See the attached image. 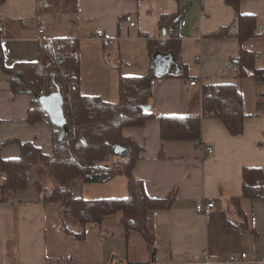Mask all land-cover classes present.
Returning <instances> with one entry per match:
<instances>
[{
	"label": "crops",
	"instance_id": "crops-1",
	"mask_svg": "<svg viewBox=\"0 0 264 264\" xmlns=\"http://www.w3.org/2000/svg\"><path fill=\"white\" fill-rule=\"evenodd\" d=\"M48 1L4 0L0 5V21L7 29L1 41L7 67L38 60L40 43L34 36L45 25L44 39L77 41L82 93L117 103L120 77L144 76L153 66L148 41L165 40L167 29L161 18L182 13L176 27L182 45L180 74L154 80L157 116L202 115L203 88L232 84L243 94L248 118L240 136H232L219 119L204 118L201 144L213 148L211 155L193 142H163L158 119L124 129V138L143 149L133 174L143 180L147 194L154 199L174 195L169 209L150 216L155 255L141 236H124L121 213L106 217L102 225L89 224L86 240H73L62 231L59 204H43L31 187L13 197L12 203H0V264H66L68 259L72 264H228L232 256L242 253L249 261L233 264H264V203L243 195V169L264 171V81L241 78L240 70L233 71L234 65L239 67L235 60L241 49L256 53V68L264 69V0H241L242 14L254 15L258 22V36L244 44L232 32L224 38L213 37L234 23V9L225 0H66L72 9L67 5L55 15L40 12ZM98 30L115 43L96 38ZM170 72L175 73L176 67ZM194 80L197 86L190 84ZM33 100L31 94L15 96L11 78L0 69L2 159L20 157L16 141L31 142L47 155L53 153V126L45 120L28 122ZM125 154L128 158V148ZM118 160L114 157L108 164ZM36 179V166H32L30 184ZM2 181L0 172V185ZM72 193L90 201L125 198L128 179L77 182ZM209 200L216 209L208 216L198 214L197 205ZM238 205L254 233L237 228L242 221ZM103 231L109 236L102 237Z\"/></svg>",
	"mask_w": 264,
	"mask_h": 264
},
{
	"label": "trees",
	"instance_id": "trees-1",
	"mask_svg": "<svg viewBox=\"0 0 264 264\" xmlns=\"http://www.w3.org/2000/svg\"><path fill=\"white\" fill-rule=\"evenodd\" d=\"M139 1V0H137ZM4 0H0V5ZM234 9V23L214 34L215 38L231 35L234 26L238 27L237 37L241 44L258 36V22L254 15L241 12V0H225ZM62 3H66L63 6ZM70 5L71 7H68ZM73 4L66 0H50L40 8L41 13L59 14ZM178 15L161 18V25L167 29L165 40L150 39L148 50L151 60L157 53L172 54L178 63L182 45L176 27ZM172 30V32H171ZM234 34V33H233ZM0 21V69L10 78L14 95L31 94L34 100L29 111L28 122L34 124L49 118L43 109L41 92L50 94V87L55 86L64 97V114L66 127L54 128V150L51 155L44 154L31 142L19 144L21 155L16 159H2L0 155V172L3 181L0 185V203H12L13 197L21 195L28 188H35L39 201L43 204L58 203V217L62 231L75 241L87 238L89 224L102 225L108 216L122 214L125 237L137 234L146 242L152 255L156 254L155 235L150 226V216L159 210L169 209L174 195L167 199L151 198L143 180L133 174L136 163L143 151L133 140L124 138L123 131L129 127H142L149 120L160 121V135L163 142H193L201 144L202 123L206 117L219 119L232 136L244 133L248 116L244 110V98L241 91L232 84L206 86L203 88L202 115L157 116L153 104V82L159 78L151 66L150 71L140 77H120L119 102L111 103L100 97L86 96L80 89V60L75 53L79 51L77 41L71 38L53 39L50 47L40 44L39 58L32 63H18L7 67L4 60ZM256 53L241 49L240 57L235 63L240 67L241 78H256L264 81V69L255 65ZM169 74L164 77H173ZM69 95V99L67 96ZM263 103L262 97L258 106ZM150 107L149 110L145 109ZM0 145V153L3 148ZM122 146L129 149L128 158L107 164L116 157L114 148ZM200 147V146H199ZM118 158V157H117ZM36 166L37 179L31 185L29 172ZM119 176L128 179V196L120 199L86 200L75 198L72 191L77 182L86 184H104ZM243 195L245 199L261 200L264 203V171L260 168L243 169ZM240 203L239 199H235ZM236 212L242 219L237 228L242 231L250 229L246 215L240 205ZM230 226H234L228 221ZM109 236L102 232V237Z\"/></svg>",
	"mask_w": 264,
	"mask_h": 264
},
{
	"label": "water",
	"instance_id": "water-1",
	"mask_svg": "<svg viewBox=\"0 0 264 264\" xmlns=\"http://www.w3.org/2000/svg\"><path fill=\"white\" fill-rule=\"evenodd\" d=\"M153 67L159 78L169 74H174V76L180 74L179 65L172 54L164 57L162 54L157 53L154 57ZM173 67H176L175 73L170 72ZM40 103L43 109L47 112L49 120L53 126L60 128L66 127L67 120L64 114V98L60 91L48 96H42L40 98ZM145 109L149 110L150 107H146ZM114 152L116 155H123L125 154V148L122 146H116ZM124 157H127V154H125Z\"/></svg>",
	"mask_w": 264,
	"mask_h": 264
},
{
	"label": "built area",
	"instance_id": "built-area-1",
	"mask_svg": "<svg viewBox=\"0 0 264 264\" xmlns=\"http://www.w3.org/2000/svg\"><path fill=\"white\" fill-rule=\"evenodd\" d=\"M132 26L134 27L135 24L133 23ZM6 30H7L6 27H4L3 28V32L5 33ZM46 30H47V27L45 25H40L38 27V29H37V32H36L34 38H35V41H37L38 43L45 44L47 47H50V45L52 43V39H47L46 40L43 37L44 34L46 33ZM237 31H238V29L236 27L232 28V30H231L232 33H237ZM171 32H172V30H171ZM96 38L101 39V40H104L109 45H113L115 43V41H113V40H111V39H109V38L106 37V35H105V33H104L103 30H98L97 31ZM75 56H78V53H75ZM198 60L201 62V59L200 58H198ZM205 65L206 64L203 62L202 63V66H205ZM239 70L240 69H239V67L237 65H234L233 66V71L234 72L239 73ZM190 84L192 86H197V81L194 80ZM50 91H51L50 94L45 93L44 91H42L41 92V95L42 96H48V95H51V94H54V93H57L58 92V90L56 89L55 86H51L50 87ZM67 98L69 99V95L67 96ZM46 122L48 124L51 123L50 120H49V118L46 120ZM196 145L200 146L209 155L213 154V152H214L213 148H211V147H204L203 144H198V143H196ZM215 209H216V203L213 200H209L206 203L199 204L196 207L197 213L198 214H201V215H205V216L210 215ZM206 260H208V257H206ZM246 261H249V257H248V255L246 253H242L240 255V257L232 256L229 259L228 264H233V263H236V262H246ZM66 264H72V261L70 259H68L66 261Z\"/></svg>",
	"mask_w": 264,
	"mask_h": 264
},
{
	"label": "rangeland",
	"instance_id": "rangeland-1",
	"mask_svg": "<svg viewBox=\"0 0 264 264\" xmlns=\"http://www.w3.org/2000/svg\"><path fill=\"white\" fill-rule=\"evenodd\" d=\"M34 39H35V38H34ZM124 155H125V154H123V155H116V157H119V158L121 159V158H124ZM109 159H111V158H109ZM109 159L106 161L107 164H108Z\"/></svg>",
	"mask_w": 264,
	"mask_h": 264
}]
</instances>
